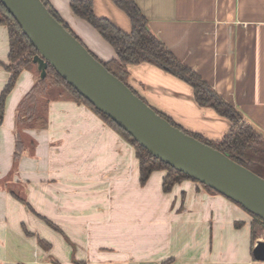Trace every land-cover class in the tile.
<instances>
[{"label":"crops","instance_id":"1","mask_svg":"<svg viewBox=\"0 0 264 264\" xmlns=\"http://www.w3.org/2000/svg\"><path fill=\"white\" fill-rule=\"evenodd\" d=\"M136 1L149 28L264 136V0ZM50 2L102 60L116 57L71 0ZM94 5L131 30L112 0ZM9 50L0 24V61ZM128 69L130 86L184 128L214 140L228 132L230 121L199 105L186 81L149 62ZM10 76L0 64V94ZM39 79L37 69L20 73L0 125L1 263L264 264L246 209L191 179L167 192L162 169L142 184L135 147L84 102L51 98L46 127L22 130L16 158L18 105Z\"/></svg>","mask_w":264,"mask_h":264},{"label":"trees","instance_id":"2","mask_svg":"<svg viewBox=\"0 0 264 264\" xmlns=\"http://www.w3.org/2000/svg\"><path fill=\"white\" fill-rule=\"evenodd\" d=\"M112 1L130 18L132 25L130 31H125L107 16L98 15L95 11L94 0H71L70 2L72 11L80 18L88 21L102 35V37L113 46L116 52V57L110 60H102L84 43L71 25L52 5L50 0H43L51 13L62 22L70 32L78 37L89 48L92 54L101 60L112 73L126 82L129 86V66L142 62H149L157 65L189 83L194 89V96L199 105L214 108L219 115L230 121V128L221 139H210L199 132L188 130L177 123L171 116L155 107L154 108L174 125L182 128L184 131L197 137L201 141L225 152L233 159L264 177V136L245 120L243 114L235 106L226 101L190 66L183 63L149 28V20L136 0ZM0 24H4L8 28L10 44L8 61H0V64H2L6 70L11 72L9 81L0 94L1 125L4 119L7 98L14 89L20 73L24 69H37V64L33 60L34 55L37 53V49L23 31L19 22L2 2H0ZM133 90L140 95L135 89ZM53 97L71 98L84 102L99 114L109 125L117 130L125 139L132 143L135 147L136 155L140 163V181L142 184L148 181L153 171L162 169L166 170V174L163 178V189L167 192L171 191L176 183H179L184 179L194 180L208 190L218 192L152 154L108 114L96 108L94 104L83 96L51 65L48 67L47 76L44 79H39L31 90L25 94L18 105L19 133L17 138L16 158L20 155L26 142L25 134L22 133V130L26 127H46L48 122V103ZM237 204L246 209L241 204ZM248 212L253 216L254 227L260 223L264 224L263 218L250 211ZM47 221L50 225L58 229V226L52 221ZM241 223L242 222H238L237 225H240ZM257 237L258 235L254 229V240ZM40 242L47 247L50 245L43 239H40ZM0 264L3 263L0 262Z\"/></svg>","mask_w":264,"mask_h":264},{"label":"water","instance_id":"3","mask_svg":"<svg viewBox=\"0 0 264 264\" xmlns=\"http://www.w3.org/2000/svg\"><path fill=\"white\" fill-rule=\"evenodd\" d=\"M37 49L40 79L51 65L96 108L161 160L264 219V177L174 125L96 58L43 0H0ZM254 257L264 260V238Z\"/></svg>","mask_w":264,"mask_h":264},{"label":"rangeland","instance_id":"4","mask_svg":"<svg viewBox=\"0 0 264 264\" xmlns=\"http://www.w3.org/2000/svg\"><path fill=\"white\" fill-rule=\"evenodd\" d=\"M35 69V68H33ZM258 233L260 234V237L264 238V224H258V226L256 227Z\"/></svg>","mask_w":264,"mask_h":264}]
</instances>
